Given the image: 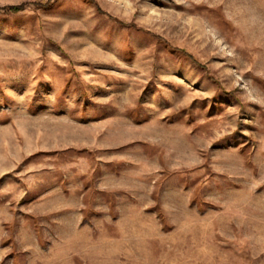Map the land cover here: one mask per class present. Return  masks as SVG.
Listing matches in <instances>:
<instances>
[{
  "label": "rangeland",
  "instance_id": "rangeland-1",
  "mask_svg": "<svg viewBox=\"0 0 264 264\" xmlns=\"http://www.w3.org/2000/svg\"><path fill=\"white\" fill-rule=\"evenodd\" d=\"M0 264H264V0H0Z\"/></svg>",
  "mask_w": 264,
  "mask_h": 264
},
{
  "label": "trees",
  "instance_id": "trees-1",
  "mask_svg": "<svg viewBox=\"0 0 264 264\" xmlns=\"http://www.w3.org/2000/svg\"><path fill=\"white\" fill-rule=\"evenodd\" d=\"M22 8H9V11H12V12H19Z\"/></svg>",
  "mask_w": 264,
  "mask_h": 264
}]
</instances>
